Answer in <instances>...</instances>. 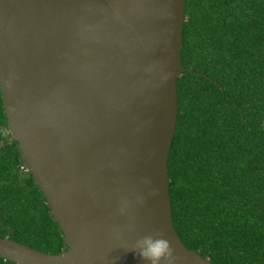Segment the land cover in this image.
<instances>
[{
    "label": "water",
    "instance_id": "water-1",
    "mask_svg": "<svg viewBox=\"0 0 264 264\" xmlns=\"http://www.w3.org/2000/svg\"><path fill=\"white\" fill-rule=\"evenodd\" d=\"M187 0H0V91L25 168L67 249L0 238L15 264H145L167 239L177 264H213L174 225L169 158ZM117 235L120 236L117 239Z\"/></svg>",
    "mask_w": 264,
    "mask_h": 264
},
{
    "label": "trees",
    "instance_id": "trees-1",
    "mask_svg": "<svg viewBox=\"0 0 264 264\" xmlns=\"http://www.w3.org/2000/svg\"><path fill=\"white\" fill-rule=\"evenodd\" d=\"M186 17L174 225L213 264H264V0H187ZM8 124L0 91V238L59 255L64 234Z\"/></svg>",
    "mask_w": 264,
    "mask_h": 264
},
{
    "label": "clouds",
    "instance_id": "clouds-1",
    "mask_svg": "<svg viewBox=\"0 0 264 264\" xmlns=\"http://www.w3.org/2000/svg\"><path fill=\"white\" fill-rule=\"evenodd\" d=\"M120 236L117 235V239ZM127 250L137 253L145 264H177L179 257L171 243L162 237L151 235L138 238Z\"/></svg>",
    "mask_w": 264,
    "mask_h": 264
}]
</instances>
